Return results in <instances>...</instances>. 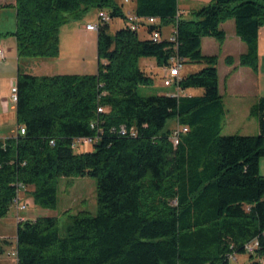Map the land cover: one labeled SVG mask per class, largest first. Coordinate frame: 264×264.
<instances>
[{"label": "trees", "instance_id": "obj_1", "mask_svg": "<svg viewBox=\"0 0 264 264\" xmlns=\"http://www.w3.org/2000/svg\"><path fill=\"white\" fill-rule=\"evenodd\" d=\"M135 1L136 16L173 24L175 42L141 40L125 26L111 35L108 23H99L95 74L18 71L15 115L24 134L0 140V219L18 186L32 187L34 204L54 210L58 181L72 177L95 180L97 209L94 215H69L63 235L54 217L18 222L16 264H231L230 257L242 256L248 258L245 264H261L264 97L249 112L257 135H222L218 58L202 54L201 40L223 43L220 26L232 20L246 45L238 64L256 71L264 3L210 0L192 12V19H176L178 0ZM11 7L15 29L4 36L15 39L19 59H56L61 27L93 8L125 22L113 0H14ZM172 57L184 66H201L177 87L202 94L140 96L138 88L150 85L152 77L139 61L152 58L165 68ZM225 63L234 60L228 57ZM169 119L187 128L176 147L165 130ZM79 137H97L93 150L74 154L70 144ZM252 243L257 246L247 254L245 246ZM10 246L0 241V255Z\"/></svg>", "mask_w": 264, "mask_h": 264}, {"label": "crops", "instance_id": "obj_2", "mask_svg": "<svg viewBox=\"0 0 264 264\" xmlns=\"http://www.w3.org/2000/svg\"><path fill=\"white\" fill-rule=\"evenodd\" d=\"M129 3L126 5L129 6ZM5 5H9L10 7L3 8L0 11L9 13L8 25H6V29L0 32V50L2 51V58H0V140L14 136L18 130L15 115V103L12 102L11 98V90L15 87L18 71L26 70V72L29 71L30 74L34 76L64 75L63 72L72 68L69 67L68 64H59L58 62L62 54L61 31L64 29V35L69 34L68 36L71 38L74 36V29L71 26L65 28L69 23L62 26L59 33V56L56 59L41 60V62L38 63L31 62L30 59L24 60L25 62L23 63H25L26 69H22L20 64L23 60L19 59L17 56L15 39L11 36H4L5 33L13 32L15 29V11L11 7L14 5V0H0V8ZM129 7L128 11H134L135 4L133 6L130 5ZM87 24L92 23L89 21ZM220 27L225 33V40L223 43L219 44L209 37L202 38L201 52L203 55L217 56L218 58V91L222 98L225 110L223 125L227 126L228 129L233 132V135H257V121L249 112L250 108L256 103V101L259 98L264 97V26L258 31V67L256 71H253L248 67H241L238 64V58L246 52V45L237 37L234 29V22L228 20L222 23ZM86 32L89 34L91 33V31L87 30ZM166 33V35L169 34L168 32ZM93 39L95 40V44H97V34L91 37L92 42ZM70 43L72 44V39ZM73 46L75 47L77 44L73 42ZM77 49H79V47ZM228 57L234 60L232 65H227L225 63V59ZM185 66L180 73L181 77L190 74L189 72L182 74ZM80 68H83V64ZM155 68L158 69L157 66ZM58 72H62V74ZM179 92H182V94L179 95ZM171 93L176 94V96L188 97L200 95L198 90L194 89H188L185 91L174 89V92ZM262 167L264 169L263 158L259 160L260 174ZM9 252V249H5V252L0 255V264H6L7 262L16 264V259L13 256V253V257L10 258L9 261L1 258L3 255H8Z\"/></svg>", "mask_w": 264, "mask_h": 264}, {"label": "rangeland", "instance_id": "obj_3", "mask_svg": "<svg viewBox=\"0 0 264 264\" xmlns=\"http://www.w3.org/2000/svg\"><path fill=\"white\" fill-rule=\"evenodd\" d=\"M115 4L121 9L123 15H126L129 6L135 4V0H129V6L126 5L123 0H113ZM210 3V0H178V11L182 19H192V12L198 11L203 6H206ZM260 3H264L263 0H260ZM3 8H0V11ZM97 8L91 9L85 16L76 21H70L69 25L74 29L73 38L69 37V34L64 35V29L61 31V49L62 54L58 60L59 64H68L72 69L63 72L64 74H78V75H93L97 71V47L95 40L91 41V37L95 36L97 32H91L90 34L86 32L85 26L90 21L92 24L98 23ZM8 12H0V32L6 29L8 25ZM125 22L121 19H113L108 22L109 25V34H114L120 27H124ZM165 29V31H164ZM174 29L173 24L164 25L162 34L163 39H166L171 34ZM170 31V32H169ZM168 32L169 34L166 35ZM138 37L141 40L148 38V35L144 31L138 32ZM72 39V44L70 43ZM73 42L77 46H73ZM79 47V49H77ZM77 50V51H76ZM79 50V51H78ZM75 55V56H74ZM21 68H25V62L22 59ZM29 60V59H28ZM31 62H41L40 59H30ZM45 61V60H44ZM83 64V68L80 66ZM139 67L147 75L152 77V83L148 86H140L137 90L140 96H151V95H160L174 92L173 88H167L163 86L162 79V70L160 68H155V61L152 58H145L139 61ZM201 69V66L197 65H186L182 74L194 73ZM26 72V70H21ZM63 71V70H61ZM30 74L29 71L26 72ZM61 73L62 72H58ZM16 82V81H15ZM199 94H202L201 90H198ZM179 95L182 92L178 93ZM177 123L175 119H169L166 122L165 130H170L171 132L176 129ZM222 135H233L227 126L223 125ZM93 150V146L83 145L79 146L74 150V154L90 152ZM264 159V158H263ZM264 176V169L262 167L261 174ZM32 187H27L26 191L20 194L21 204L25 206V211L16 212L14 206H11L7 215L0 219V241L8 240L11 242L8 255H3L1 257L3 260L7 259L8 261L12 258V253L15 246V236L17 223L21 221H32L38 217H54L58 221L59 234L63 235V230L66 224L68 223L69 215H76L80 212H88L92 215L96 213V184L95 180L88 177H72L60 179L57 184V205L54 210L42 209L36 206L33 202L32 196ZM10 256V257H9ZM248 258L245 256L238 257L234 264H245L247 263ZM8 264H12L7 262ZM6 263V264H7Z\"/></svg>", "mask_w": 264, "mask_h": 264}, {"label": "built area", "instance_id": "obj_4", "mask_svg": "<svg viewBox=\"0 0 264 264\" xmlns=\"http://www.w3.org/2000/svg\"><path fill=\"white\" fill-rule=\"evenodd\" d=\"M123 2L125 4H128L129 0H123ZM179 16H180V13L178 11L177 15H176V19ZM97 18H98L97 24H95V25L94 24H87L85 26V29L87 31L97 32L99 23L104 24V23H108L109 21H111V18L109 16V11L107 9L99 10L97 13ZM124 24L128 30H130L132 32H137V33L140 31L146 32V29L148 27H155L150 33L147 34L148 39L153 41V42H158V41H161L163 39L162 38L163 25H162V22L157 18L138 17L134 13V11H128L127 14L125 15V23ZM158 27H160V29ZM166 39L170 42H175V30L174 29L172 30L169 37ZM0 58H2V51L1 50H0ZM169 64L170 65L168 67L161 68V70L163 72L162 73L163 86L167 87V88L178 89L177 84H178L179 80L182 78L180 73H181L184 65L182 64V60L179 59L178 57H172L169 60ZM169 95L176 96V94H173V93H170ZM11 98H12V102L15 103L16 102V88L15 87H13L11 90ZM97 112L102 113L103 109L99 108L97 110ZM95 127H96L95 122L90 123V128L92 130L95 129ZM17 132H19V134L23 135L24 134V128L23 127L18 128ZM186 132H187V128H185V127L178 126L176 129H174L170 135L171 144H173V146L176 147L179 143L181 135L185 134ZM120 133L125 134V131L123 129H121ZM96 140H97V137L75 138L74 140H72V142L70 144V148L74 152V150L77 149L79 146H83V145L91 146V145H93ZM52 143L53 142H50V144H52ZM25 191H26V187L18 186L16 196L12 200L11 206L15 207L17 213L25 211V209H26L25 206L23 204H21V201H20V194L25 192ZM256 246H257L256 243L246 245L245 246V252L247 254H252L253 250ZM13 256H14V254H13ZM230 262H231V264H234L236 262V258L230 257ZM260 262H261V264H264V260H262Z\"/></svg>", "mask_w": 264, "mask_h": 264}, {"label": "clouds", "instance_id": "obj_5", "mask_svg": "<svg viewBox=\"0 0 264 264\" xmlns=\"http://www.w3.org/2000/svg\"><path fill=\"white\" fill-rule=\"evenodd\" d=\"M168 94H170V93H168Z\"/></svg>", "mask_w": 264, "mask_h": 264}]
</instances>
